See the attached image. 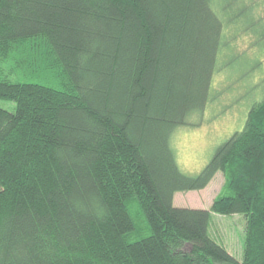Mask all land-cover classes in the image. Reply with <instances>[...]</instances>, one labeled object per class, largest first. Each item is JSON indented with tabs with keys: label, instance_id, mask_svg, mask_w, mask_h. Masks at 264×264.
Segmentation results:
<instances>
[{
	"label": "trees",
	"instance_id": "obj_1",
	"mask_svg": "<svg viewBox=\"0 0 264 264\" xmlns=\"http://www.w3.org/2000/svg\"><path fill=\"white\" fill-rule=\"evenodd\" d=\"M263 4L0 0V264H264V88L198 173L171 147L236 41L264 49Z\"/></svg>",
	"mask_w": 264,
	"mask_h": 264
},
{
	"label": "rangeland",
	"instance_id": "obj_2",
	"mask_svg": "<svg viewBox=\"0 0 264 264\" xmlns=\"http://www.w3.org/2000/svg\"><path fill=\"white\" fill-rule=\"evenodd\" d=\"M256 1L260 3L263 0ZM263 8L264 4L262 11ZM249 40L250 37L244 35L236 41L240 50L233 49L231 54L222 57L223 61L219 63L221 69L216 71L213 78V96L201 116L192 117L191 121H195L193 125L179 126L171 136L175 158L181 169L190 175L198 173L215 147L244 123L246 110L261 96L264 88V49L261 51L259 46L256 49L246 46ZM230 41L235 46V41ZM30 49L29 42L20 46L22 54H27ZM223 179L222 173L217 172L202 189L175 192V205L208 207L219 192ZM242 219L240 215L215 217L214 222H219L220 226L218 233L215 232L216 236L228 247L235 244L239 249V243L241 246L242 236H236V233L243 229L240 223Z\"/></svg>",
	"mask_w": 264,
	"mask_h": 264
}]
</instances>
